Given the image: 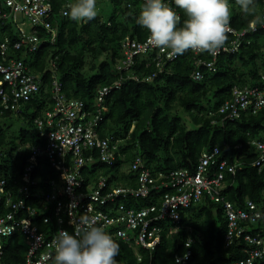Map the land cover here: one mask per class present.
I'll return each mask as SVG.
<instances>
[{
	"label": "built area",
	"instance_id": "obj_1",
	"mask_svg": "<svg viewBox=\"0 0 264 264\" xmlns=\"http://www.w3.org/2000/svg\"><path fill=\"white\" fill-rule=\"evenodd\" d=\"M137 1L145 3V0ZM164 2L180 15L173 5L174 0ZM261 2L260 16L264 19V0ZM70 5L64 0L60 14L66 16ZM18 13L32 23L31 30H25L16 22ZM52 13L50 0H0V117L15 115L21 119L24 113L34 110L26 109L27 103L36 99V105L39 104L45 82L43 72L32 71L22 55L37 51L44 43L53 44L56 32L51 22ZM230 27V40L218 55L205 52L210 58L206 60L200 55L202 53L189 50L195 67L194 80L202 77L199 67L214 72L216 57L222 53H235L243 44L250 43L249 35L264 30V24H256L253 30V21L245 28L236 29L231 23ZM42 32L44 35L40 34ZM121 46L122 56L116 71L126 79L138 80L130 73L135 56L145 55L146 66L153 65L156 72H162L167 63L177 58H170L167 51L151 46L148 31L141 41L126 36ZM49 67L51 107L32 121L40 142L27 143L16 149L17 153H22V148L28 153L18 179L12 180L11 184L0 177V264H5L4 251L14 241L25 244L21 264H54L57 232L63 229L73 233L76 225L72 221L84 215L97 219L114 239L134 248L137 263L143 260L142 252L153 254L164 239L184 230L188 236L178 242L182 250L173 254L171 264H195L191 248L194 239L189 235L192 228L181 224V213L202 200L219 204L223 211L226 222L223 248L231 247L237 239L243 241L242 257L218 264L264 262V215L259 204L246 199L238 206L222 194L225 176L234 175L239 169L238 158L228 162L219 158L218 149L213 147L200 153L193 170L178 168L153 172L139 156H135L128 165L134 185L113 186L103 177L87 180L83 168L96 160L110 165L125 140L113 135L101 137L98 131L104 118V100L120 88L123 79L119 77L97 88L88 104L66 97L54 74V60L50 61ZM154 75L153 72L142 79L149 81ZM262 109L264 73H260L258 86L232 87L229 98L215 114L221 121L233 122ZM132 129L133 125L129 133ZM248 143L256 153L252 165L259 172L264 168V136ZM40 160L47 162L55 178L42 180L34 175ZM133 199L150 200V203L138 207L129 203ZM257 228L260 230L253 231Z\"/></svg>",
	"mask_w": 264,
	"mask_h": 264
},
{
	"label": "trees",
	"instance_id": "obj_2",
	"mask_svg": "<svg viewBox=\"0 0 264 264\" xmlns=\"http://www.w3.org/2000/svg\"><path fill=\"white\" fill-rule=\"evenodd\" d=\"M68 1L71 4L75 2ZM108 1L111 13L106 19L97 14L92 20L74 21L70 15L60 14L64 0H50L55 41L53 44L44 43L37 51L24 52L22 55L32 71L43 72L45 82L40 93L41 100L37 105L36 99L25 105L26 109L34 110L22 115L17 134L7 132V128L0 124V177L11 184L12 180L18 179L28 153H24V148L22 153H17L16 149L27 143L35 145L40 142L35 129H27L25 126L28 124L33 127V119L51 107L48 99V68L50 61L54 60V74L61 83L62 92L66 97L77 98L88 104L92 102L97 88L119 77L123 79L120 88L113 90L104 100V118L98 131L101 137L113 135L125 140L115 152V159L110 165L96 160L83 168L87 180L103 177L113 186L134 185L128 165L135 156H139L153 172L178 168L193 170L200 153L216 147L219 158L228 162L238 158L240 162L234 175L225 176V189L222 193L225 199L238 206L246 199L252 200L259 204L264 215V168L258 172L252 165L256 153L248 143L251 139L264 136V109L233 122L221 121L215 114L219 106L229 98L232 87L259 85L260 71L256 62L260 60L264 68V30L259 29L249 35L247 38L250 43L243 44L235 53H222L216 57L214 72L204 66L199 67L202 77L198 81L192 77L195 67L190 51L167 63L162 72H156L151 64L146 66L145 55L135 56L130 73L136 75L138 80L126 79L116 71V65L121 59V44L126 36L139 41L146 36L147 29L136 23L143 3L137 0ZM261 3V0H254V13L246 15L235 0H229L231 25L236 29L247 27L256 15H260ZM176 9L182 24L185 15L178 7ZM40 34L44 35L43 32ZM229 40L230 36L227 42ZM84 53L92 55L93 59H101L97 66L91 61L88 72L82 70ZM100 55L102 57L98 58ZM200 55L206 60L210 59L205 53ZM153 72L155 75L149 81L142 79ZM179 110L186 112L193 129L186 128ZM132 125L133 129L129 133ZM120 126H124V135L118 131ZM6 144L10 146L8 152L2 150ZM38 163L35 176L42 180L55 178L45 160ZM129 203L139 207L150 203V200L133 199ZM194 208L197 209L196 213L190 216L189 211ZM212 210L215 214H212ZM181 216V224L192 228L189 235L194 239L191 248L195 264H218L243 256L240 251L243 246L241 239H237L231 247L223 248L226 222L219 204L202 200L182 211ZM256 230L260 228L253 229ZM187 236L181 230L172 238L164 239L153 254L142 252L141 263L136 262L134 248L114 239L119 244L117 264H171L173 254L182 250L178 242L184 241ZM17 242L6 247L5 264H21L25 244Z\"/></svg>",
	"mask_w": 264,
	"mask_h": 264
},
{
	"label": "clouds",
	"instance_id": "obj_3",
	"mask_svg": "<svg viewBox=\"0 0 264 264\" xmlns=\"http://www.w3.org/2000/svg\"><path fill=\"white\" fill-rule=\"evenodd\" d=\"M235 2L246 15L254 13V0ZM174 3L185 15L182 24L180 15L164 0H145L136 23L147 29L150 45L167 51L170 58L189 50L218 55L232 31L229 0ZM66 14L74 21L92 20L97 16L96 0H75ZM256 24H264L260 15L255 16L253 30ZM72 223L76 225L73 233L63 229L57 232L54 264H117L119 244L97 219L84 215Z\"/></svg>",
	"mask_w": 264,
	"mask_h": 264
},
{
	"label": "rangeland",
	"instance_id": "obj_4",
	"mask_svg": "<svg viewBox=\"0 0 264 264\" xmlns=\"http://www.w3.org/2000/svg\"><path fill=\"white\" fill-rule=\"evenodd\" d=\"M96 6H97V14H101V16L106 19L107 17H109L110 13H111V8H110V3L108 0H97L96 1ZM16 22L19 24L22 25V27L25 29V30H31L33 25L30 21H28L21 13H18L16 15ZM102 55H100V57L98 58H101ZM101 60V59H99ZM98 59H93L92 55L90 54H85L84 53V66L82 68L83 72H88L89 68L91 67V61H93V64L95 66H97L99 64V61ZM256 66L258 68V71H260V73H263L264 72V68L261 66V61L258 60L256 62ZM31 112V110L29 111ZM28 112V114H29ZM179 115H181V117L183 118L184 122L186 123L185 126L187 129H193L194 126L193 124H191V122L188 120L187 118V114L186 112L182 111V110H179L178 111ZM0 124L1 125H4L6 128H7V132L9 133H12V134H17L18 131H19V128H20V124H21V120L20 118H18L17 116L15 115H9V116H6V117H0ZM27 129L29 128H33L32 126L26 124L25 126ZM124 126H120L118 131L120 133H122L124 135V130H123ZM3 151L5 152H8L10 150V146L8 144L4 145L3 148H2ZM196 208L192 209L189 211V215H194L196 213ZM212 214H215V211L212 210Z\"/></svg>",
	"mask_w": 264,
	"mask_h": 264
}]
</instances>
